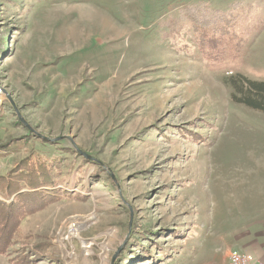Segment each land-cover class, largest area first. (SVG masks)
Wrapping results in <instances>:
<instances>
[{
    "label": "rangeland",
    "instance_id": "rangeland-1",
    "mask_svg": "<svg viewBox=\"0 0 264 264\" xmlns=\"http://www.w3.org/2000/svg\"><path fill=\"white\" fill-rule=\"evenodd\" d=\"M199 3L243 34L223 64L167 25ZM237 74L264 81V0H0V176L59 162L68 194L0 264L264 261V113L232 101Z\"/></svg>",
    "mask_w": 264,
    "mask_h": 264
},
{
    "label": "trees",
    "instance_id": "trees-1",
    "mask_svg": "<svg viewBox=\"0 0 264 264\" xmlns=\"http://www.w3.org/2000/svg\"><path fill=\"white\" fill-rule=\"evenodd\" d=\"M167 25L176 29L173 36L176 39L181 38V32L189 25L197 55L203 58L206 65L223 64L230 55L242 50L243 34L238 32L231 14H222L207 3L185 5L179 17L170 20ZM228 84L232 88L231 99L234 103L264 113V81L237 74L229 78ZM200 138L192 139L197 141ZM11 147L9 143L0 146V158ZM60 165L59 162L29 156L0 176V255H7L15 246L25 217L68 195L58 188L55 171L60 170ZM28 250L29 253H25ZM33 256L47 255L41 246H33L23 249L21 257L13 261L14 264H30Z\"/></svg>",
    "mask_w": 264,
    "mask_h": 264
},
{
    "label": "built area",
    "instance_id": "built-area-1",
    "mask_svg": "<svg viewBox=\"0 0 264 264\" xmlns=\"http://www.w3.org/2000/svg\"><path fill=\"white\" fill-rule=\"evenodd\" d=\"M3 90H0V96ZM229 264H264V261L258 260L250 256L249 254L233 251L228 255Z\"/></svg>",
    "mask_w": 264,
    "mask_h": 264
}]
</instances>
